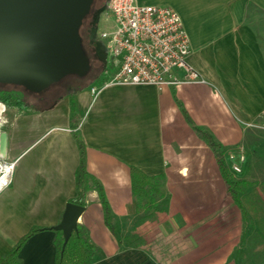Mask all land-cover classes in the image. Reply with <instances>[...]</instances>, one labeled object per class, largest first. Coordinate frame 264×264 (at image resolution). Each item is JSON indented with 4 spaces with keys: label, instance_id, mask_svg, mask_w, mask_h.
<instances>
[{
    "label": "crops",
    "instance_id": "1",
    "mask_svg": "<svg viewBox=\"0 0 264 264\" xmlns=\"http://www.w3.org/2000/svg\"><path fill=\"white\" fill-rule=\"evenodd\" d=\"M137 2L179 13L190 38L189 62L204 82L115 85L94 95L92 88L101 86L97 81L42 110L21 111L2 103L0 133H7L6 158L15 162V171L11 185L0 193V259L39 227L47 230L25 243L19 264H55L52 228L76 196L78 136L87 171L102 184L122 237L119 245L89 181L78 226L99 248L92 264H264V253L255 245L264 243V175L241 196L246 226L215 152L197 132L212 134L229 168L228 154L242 146L246 162L238 177H251L252 155L246 147L257 146L250 145L253 132L264 131V34L256 24L259 13L249 9L264 10V0ZM109 58L103 65L107 77L115 72ZM132 168L164 178L167 212L136 219Z\"/></svg>",
    "mask_w": 264,
    "mask_h": 264
},
{
    "label": "water",
    "instance_id": "2",
    "mask_svg": "<svg viewBox=\"0 0 264 264\" xmlns=\"http://www.w3.org/2000/svg\"><path fill=\"white\" fill-rule=\"evenodd\" d=\"M94 0H0V85L42 94L68 76L83 78L91 61L80 28ZM7 133H0L6 157ZM85 207L68 203L61 222L66 246Z\"/></svg>",
    "mask_w": 264,
    "mask_h": 264
},
{
    "label": "built area",
    "instance_id": "3",
    "mask_svg": "<svg viewBox=\"0 0 264 264\" xmlns=\"http://www.w3.org/2000/svg\"><path fill=\"white\" fill-rule=\"evenodd\" d=\"M106 14L114 26L102 31L100 37L106 42L115 72L101 86L92 88L94 95L115 85L178 87L204 82L189 62L190 38L179 13L137 0H108ZM3 109L0 103V117ZM227 157L231 171L240 175L246 162L244 148L240 146ZM14 171L15 162L0 154V193L11 185Z\"/></svg>",
    "mask_w": 264,
    "mask_h": 264
},
{
    "label": "trees",
    "instance_id": "4",
    "mask_svg": "<svg viewBox=\"0 0 264 264\" xmlns=\"http://www.w3.org/2000/svg\"><path fill=\"white\" fill-rule=\"evenodd\" d=\"M107 0H94L91 7L90 13L83 20L82 26L80 28V34L83 38L84 33L87 32L88 17L91 15L97 18L98 15L104 14L106 12L105 3ZM96 26V25H95ZM90 43L93 45L92 38H89ZM84 47V44H83ZM85 49V47H84ZM89 56V55H88ZM96 60L99 64L98 71V82L100 85L108 78L106 75V59H103V55L95 52ZM90 58V57H89ZM91 62V70H92ZM91 76V71L87 76L80 78L78 76H68L56 85L51 86L44 93L51 89L57 88L62 85L65 91L58 93L54 100H58L67 93V90H77L86 87V80ZM25 93L32 94L22 87L12 86V85H0V103H3L6 107L17 108L19 110H24L25 108H31L25 100ZM42 93V94H44ZM34 95V94H33ZM41 95V94H35ZM198 135L203 139L215 152L218 160L221 174L226 182L228 193L232 200L241 208L243 215V222L248 225V215L245 207L241 202L242 194L251 188L254 182H250L245 178L236 176L230 171V168L225 159V153L219 143L216 142L214 137L208 131L197 128ZM77 144L80 153V163L76 171L75 177V187L76 196L71 200V203L85 207L87 194L91 189L89 181L92 182V187L97 191L99 201L102 206L104 220L107 227L117 238L119 245L122 244V237L113 223V212L111 206L107 200L104 188L99 180L93 178L89 175L86 168V150L84 142L78 137ZM131 185L133 197L137 202V215L136 219L142 220L149 215L156 212H167L168 211V198L163 190L164 178L159 177H149L145 175L142 171L137 168H132L131 172ZM42 230H47L46 228L34 227L25 236H23L14 247L6 254H4L0 259V264H19V253L25 243L35 234ZM56 260L55 264H92L99 254V248L94 245L90 239L88 232L81 226L78 227L77 231H74L69 238L66 246L63 249L64 238L61 231H56Z\"/></svg>",
    "mask_w": 264,
    "mask_h": 264
},
{
    "label": "rangeland",
    "instance_id": "5",
    "mask_svg": "<svg viewBox=\"0 0 264 264\" xmlns=\"http://www.w3.org/2000/svg\"><path fill=\"white\" fill-rule=\"evenodd\" d=\"M250 12L251 14L254 12H257L259 14H256V18H257V26L259 27V29H261V31L264 34V10L259 8V7H255L254 5H250ZM107 18V14L104 13L100 18H97L98 20V27L95 28L92 32V37H93V45L96 46V48L98 50H101V54L103 55V59H106L107 57H109L108 53L105 51V45L106 42L105 40H103L100 37V33L104 30H108L109 28V23L112 22V19H106ZM83 44L84 47L87 51V54L89 55L91 62H92V70H91V76L86 80L85 84L87 86L90 85V83H95L98 81V75L100 73V71H98V67L99 64L96 60V58L94 57V54L92 52L93 50V45L90 43V40L88 38L85 37L83 38ZM111 58H109V63H110V67L112 69V61L110 60ZM65 86V85H64ZM63 84L58 86L57 88L51 89L48 92L41 94V95H33V94H27L25 93V100L27 102V104L29 106H31V108L36 109V110H42L45 109L46 107L48 108L49 106H53L55 102H57V100H54L55 97L57 96V94L60 92H64L65 88H64ZM70 90H67V92H69ZM250 145H257L255 147L253 146H247L246 149L248 151L251 152L252 155V175L250 178H248L247 180L250 182H254L257 179L258 175H264V131L262 130H256L255 132L252 133L251 137H250ZM261 241L258 240V242L255 244L256 247L259 248V250H262L261 252L264 253V243H260ZM258 259L261 258L260 252H258L257 254ZM249 264H255L253 261Z\"/></svg>",
    "mask_w": 264,
    "mask_h": 264
},
{
    "label": "flooded vegetation",
    "instance_id": "6",
    "mask_svg": "<svg viewBox=\"0 0 264 264\" xmlns=\"http://www.w3.org/2000/svg\"><path fill=\"white\" fill-rule=\"evenodd\" d=\"M108 1V0H107ZM106 4H107V2L105 3V7L104 8H106ZM106 13V12H105ZM103 14H100V15H98V17L97 18H100L101 16H102ZM88 16V15H87ZM89 19H88V24H87V32H85L84 33V35H85V37L86 38H92V40H93V37H92V32H93V30L95 29V28H97L98 27V20H97V18H94L93 16H89L88 17ZM96 25V26H95ZM94 43V42H93ZM93 50H92V52H93V54H94V57H95V52H97V53H100L101 54V50H98L97 48H96V46L95 45H93ZM85 51H86V49H85ZM86 53H87V51H86ZM88 55V54H87ZM89 57V56H88ZM96 58V57H95ZM90 59V58H89ZM90 61H91V59H90Z\"/></svg>",
    "mask_w": 264,
    "mask_h": 264
}]
</instances>
